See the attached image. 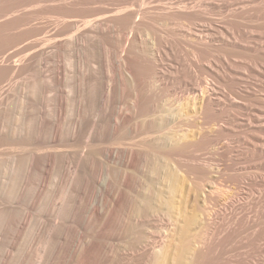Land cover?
Instances as JSON below:
<instances>
[{"label":"bare ground","instance_id":"bare-ground-1","mask_svg":"<svg viewBox=\"0 0 264 264\" xmlns=\"http://www.w3.org/2000/svg\"><path fill=\"white\" fill-rule=\"evenodd\" d=\"M36 73L60 78L69 135L106 157L73 245L61 236L63 264H229L247 231L245 246L263 252L264 0H0L8 187L6 154L18 152L23 182L37 150Z\"/></svg>","mask_w":264,"mask_h":264},{"label":"rangeland","instance_id":"rangeland-1","mask_svg":"<svg viewBox=\"0 0 264 264\" xmlns=\"http://www.w3.org/2000/svg\"><path fill=\"white\" fill-rule=\"evenodd\" d=\"M56 60L60 63V57ZM38 75L33 76L28 90L31 94V151L35 143L40 146L36 145L37 150L29 152L30 169L25 181H21L22 166L18 152L6 154L15 180L12 187L6 186L0 178V264H63L61 236L64 232L69 233L73 245L77 232L76 223L73 222L81 212L84 217L89 215V205L94 197L95 168L99 167L103 172L106 166L103 154L91 152L88 136L80 139L69 135L76 124L70 114L71 103L65 100L60 108V78L56 80L51 75L42 81L39 78L42 76ZM255 95L264 99L263 92L256 90ZM258 111L256 106L252 108L255 116L259 115ZM38 119L43 122L41 137L37 140L33 135L37 132ZM250 123L259 126L257 121ZM260 125L264 126V123ZM54 131L58 133L57 141L53 139ZM42 140L44 144L39 142ZM85 147L87 150H84ZM195 153L205 155L203 150ZM247 233L249 231L243 236ZM243 236L238 237L242 239H239V244L243 248L227 253L231 254L230 257L236 253L233 255L235 258H229L230 263L234 264V259L246 258L252 264H264V250L254 252L250 246H245ZM261 245L264 248V239ZM227 254L225 256L229 257ZM94 260V264H100L98 254ZM129 262L136 263L135 260Z\"/></svg>","mask_w":264,"mask_h":264}]
</instances>
